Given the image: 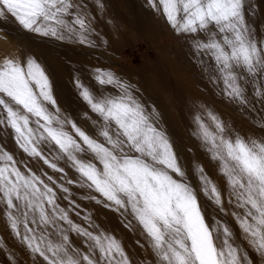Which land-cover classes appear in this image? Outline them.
Returning <instances> with one entry per match:
<instances>
[{
  "label": "snow or ice",
  "instance_id": "snow-or-ice-1",
  "mask_svg": "<svg viewBox=\"0 0 264 264\" xmlns=\"http://www.w3.org/2000/svg\"><path fill=\"white\" fill-rule=\"evenodd\" d=\"M95 2L102 7L100 0ZM149 3L175 34L191 42L217 95L245 109L252 104L251 88L253 99L264 103V36L246 18L250 0ZM9 16L42 37L92 43L87 5L77 0H0V18ZM92 79L99 94L76 82L96 117L84 113L94 133L90 135L60 113L39 62L32 57L0 62V128L11 130L27 160L62 174L54 178L41 169L38 175L19 161L26 174L0 146L3 219L33 264H132L121 241L100 229L90 213L82 217L88 227L71 218L70 212L80 216V206L58 182L67 176L60 160L77 176L68 184L96 194L86 199L132 217L154 264H264V137L241 135L210 109L205 111L214 130L199 112L193 116L192 135L226 182L227 202L235 209L229 213L220 189L199 163L192 169L198 190L192 186L155 110L146 108L132 85L103 68L94 69ZM124 226L130 228L131 221ZM70 234L82 238V248ZM8 256L13 259L10 252Z\"/></svg>",
  "mask_w": 264,
  "mask_h": 264
},
{
  "label": "rangeland",
  "instance_id": "rangeland-1",
  "mask_svg": "<svg viewBox=\"0 0 264 264\" xmlns=\"http://www.w3.org/2000/svg\"><path fill=\"white\" fill-rule=\"evenodd\" d=\"M87 5L94 31L88 39L91 45L80 44L75 39L57 40L42 37L22 29L12 17L0 18V62L5 58L23 62L27 57L34 58L44 68L52 86V94L60 113L73 119L77 126L93 135L91 123L84 113L96 119L82 101L76 86L77 80L99 94L97 84L92 79L93 70L103 68L114 72L122 81L133 86L135 95L149 111L155 110L158 126L162 127L170 138L180 162L186 167L188 180L198 190V180L193 174V165L199 163L205 173L216 183L229 213L234 208L228 205V193L224 178L218 174L217 165L212 163L200 148V142L192 132L195 128L193 116L199 112L205 123L214 130L206 115L212 110L236 132L244 136L264 137V103L254 100L247 108L228 103L215 93L208 75L198 63L191 42L174 33L162 15L150 5L149 0H77ZM251 8L246 13L248 22L255 32L264 36V0H250ZM259 82H257V87ZM111 91V89H108ZM254 105V106H253ZM0 146L13 154L21 171L27 174L24 164L40 174L41 169L54 174L42 162L29 161L15 146L11 130L0 128ZM67 176L64 183L72 193V199L80 207L69 215L74 222L84 224L82 217L91 214L92 220L100 229L114 235L121 241L132 264H154V257L148 249L142 235V229L131 216L98 205L86 199L96 195L88 189L68 184L67 180L77 178L74 171L63 161H58ZM201 204L205 203L203 194H199ZM67 207V201H61ZM212 209L206 214L210 216ZM239 237V229L231 215L227 217ZM131 221V227L124 225ZM98 231L97 229H89ZM77 247H83L82 238L70 234ZM143 245V247H141ZM6 246L7 251L4 250ZM12 254L10 260L8 253ZM0 264H33L30 254L12 236L3 219L0 207Z\"/></svg>",
  "mask_w": 264,
  "mask_h": 264
}]
</instances>
